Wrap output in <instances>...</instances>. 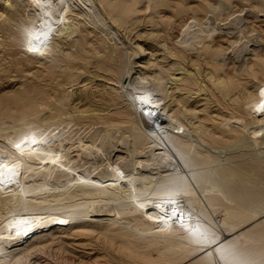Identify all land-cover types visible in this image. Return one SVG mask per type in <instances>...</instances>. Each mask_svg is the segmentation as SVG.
I'll return each instance as SVG.
<instances>
[{
    "label": "bare ground",
    "instance_id": "bare-ground-1",
    "mask_svg": "<svg viewBox=\"0 0 264 264\" xmlns=\"http://www.w3.org/2000/svg\"><path fill=\"white\" fill-rule=\"evenodd\" d=\"M157 1L54 0L51 8L43 9L47 24L58 28L42 46L44 55H39L51 79L26 88L19 87L22 82L0 94V153L20 165L14 183L0 184V264H31L30 247L53 236V229L97 224H102L98 239L106 250L100 264H264V157L246 154L248 159L239 161L235 154L243 147L257 151L264 145V114L252 107L261 102L259 90L264 88V41L247 20L264 16V0H204L195 8L174 10H179V18H174L171 32L167 28L169 34L165 30L170 35L166 41L172 39L165 54L183 62L194 55L199 69L193 74L180 60L160 65L152 74L131 72L124 53L129 49H108L101 38L102 45L99 41L89 50L106 52L104 63L118 81L108 95L114 109L98 104L80 110L69 102L77 61L72 63L64 50L70 45L67 36L80 31L77 19L98 23L101 3L123 25L141 5L155 7ZM0 7L8 16L0 27L13 49L10 66L1 63L0 71L18 74L35 63L37 54L26 50L27 32L39 28V10L31 0H0ZM222 35L226 45H215ZM83 42L79 44L84 49ZM200 55L209 65L205 74ZM177 68L184 71L170 76L169 85L166 80ZM203 76L227 109L216 116L208 106L200 116L189 97L174 92L186 87L189 91V86L205 81ZM144 94L153 97L154 105L145 107L154 115H144L134 99ZM31 133L46 135L48 143L20 155L14 144ZM57 156L58 162L52 163ZM165 212L172 216L167 224L157 219ZM21 221L31 229L27 235ZM51 253L60 264H86L63 247Z\"/></svg>",
    "mask_w": 264,
    "mask_h": 264
},
{
    "label": "rangeland",
    "instance_id": "rangeland-1",
    "mask_svg": "<svg viewBox=\"0 0 264 264\" xmlns=\"http://www.w3.org/2000/svg\"><path fill=\"white\" fill-rule=\"evenodd\" d=\"M203 1L204 0H187V3H188L187 4L186 0H184V2H183V0H162V1L158 0L155 7L152 6V7L146 8L143 5H141L138 8L140 10L137 9L138 12H136V11L134 12L136 14L134 17L132 16L134 19L132 17H130L129 19H127V21L124 22L125 24L123 23V25L116 23L113 20V18H111L112 16L107 11L106 6H104L101 3L98 4L99 11H100V16H98V20H99L98 23H95L88 18L83 20L82 17H79L77 19V24H78V29L80 31H78V32L76 31L79 34H77L75 32V33H72V35L70 34L67 36L66 41L70 45H68V47H67V44H66L67 48H65V50H64V53L66 52V54H68V56H70V58L72 59V63L77 61V62H75L76 65L73 64L74 68H75L74 69V73H75L74 77L76 76V79H75V82H73L74 84L69 88V89L73 90L72 95L70 96V100H69L70 104L74 105V103H75V105H74L75 108L77 107L80 110L87 109L89 106H97L98 104L100 107H105L107 111L114 109V107H113L114 105L112 103H110L111 102V101H109L110 96H108V95H111L112 92H114L116 90L115 88L118 86L117 85L118 81H117L114 73L112 75V72L110 70H108V67H109V66H107L108 63L105 64L106 62L104 61V59L106 57V52H104V50H100L101 52H99V49H97V50L95 49V51H94V49L89 50L91 47L93 48L95 46H98V44L100 42H101L100 43L101 45H102L103 41L106 42L107 45L103 42V44H104L103 46L107 47L108 49H110V47L111 48L112 47L113 48L118 47V49H120L122 47L121 49L123 51L125 49H129V50H125L124 53H126L129 57V58L128 57L127 58H128V62H129V69L131 72L141 71V72H146L147 74H152V71L154 69L158 68V66H160V65L180 63V61L182 59L179 58L177 55L174 56L171 54L170 55L165 54L166 51H168V49H170L167 47L169 46V42H171L170 40H172L170 38L168 41H166L165 36L166 35L170 36V35H168L169 29H167V28H170L171 29L170 32H171L173 30V24L178 21V18H179L178 15L179 14L176 13V11L183 9V7H184V9H186L188 7L190 9L195 8L194 6H198L199 3L200 2L202 3ZM178 3H179V5H178ZM232 3L234 4L235 0H232ZM183 4H187V6L185 5L186 6L185 7ZM180 5H183V6H180ZM175 9H179V10H176L174 13ZM1 10L2 9L0 7V25L3 27V24L6 20L5 16H7V15H6V12H4L3 10L1 11ZM19 12H21V11H18V13ZM134 13L132 15H134ZM172 14H174V15L177 14V15H175L173 17ZM4 18H5V20H2ZM174 18L176 19V21ZM7 19H8V16H7ZM247 20H248L250 26L254 25L257 28L256 32H258L259 39L260 40L262 39V42H263L264 41L263 40L264 39V16L263 15L248 16ZM126 22H127V24H126ZM167 24H168V26H166ZM80 26H81V28H80ZM0 30H2L1 27H0ZM165 30L168 32V34L166 33ZM82 31H84L85 33ZM0 32H2V33H0V45H1L0 46V57H1L0 58V64L2 63L3 67H6V66L8 67L11 64L10 63L11 59L9 58L10 57L9 54L11 52H13V49L5 43V37L7 35L6 31L4 32L2 30ZM2 34H5V35L2 36ZM86 34H89V35H86ZM96 35L98 37L93 38V36L96 37ZM76 36L78 37V39H76ZM68 37L69 38L71 37L70 38L71 40ZM79 37H81V38L84 37L85 39L80 40ZM103 37H104V40L102 41L101 38H103ZM72 38H74V39H72ZM2 39H3V41H2ZM91 39H93V40H91ZM98 39H101V40H98ZM90 40L92 41V43L94 42L93 43L94 45L91 43ZM78 41L80 43H82L84 41L83 42V44L85 43L84 49L81 48V44H79ZM3 42H4V45H2ZM71 43H72V45H71ZM74 43L75 44L77 43V45H75ZM95 43H96V45H95ZM221 44L226 45V37L223 35L216 37L215 45H221ZM74 45H75V47H73ZM7 46H8V48H7ZM5 48H7V49H5ZM261 48L263 49L264 47L262 46ZM4 50H6V51H4ZM10 50H11V52H10ZM130 51H131V54H130ZM96 53H98V54H96ZM78 54H80V55L78 56ZM83 55H84L85 59L83 58ZM100 55L102 56V59L100 58L101 57ZM94 56H95V58H93ZM191 56L195 57L194 55H191ZM191 56H190V58H188L189 60L186 58L184 62L183 61H181V62L183 64L185 63L184 66L185 67L187 66L189 68L188 69L186 67L187 71L192 72V74H193L196 71H198L199 65L196 63H193L195 58H192ZM175 57H177V58H175ZM199 57H200L199 58L200 61L199 60L198 61L200 63H203L202 64L203 67L201 66L202 70L204 68L203 72L204 71L206 72L208 70L207 66H209V65L205 63L204 57L202 55H200ZM97 58H99V59H97ZM78 59H79V61H78ZM81 59L88 60V61H86L88 63H86L84 60L81 61ZM92 59L94 60V62L93 61L91 62ZM34 60H35V63H33L30 68H26L25 70H23L21 73L19 72L18 74L17 73L15 74L14 72H10L8 70L0 71V94L6 90L10 91V90H13L15 88H18L17 86L21 85L22 82H23V85L19 86L20 88H22L23 86L29 87V85L32 86V85H35L37 83H41V84L47 83L49 81V78H50L49 76L51 74H50L48 68H46V66H45V63H44L45 58L40 57L39 55H36V56H34ZM174 60H178V61H174ZM201 60L203 62H201ZM78 62H79V64H77ZM99 62H100V64H99ZM182 63L180 64L181 66H183ZM80 65H82L84 68H82V66L80 67ZM86 65H87V67H86ZM103 66L105 68L106 67L107 68L105 69ZM184 66H183V68H184ZM79 68H81V69H79ZM183 68L182 69L177 68L175 70V72H173L171 75H169L168 77L170 80H166L167 83L171 84L170 81H172V79L170 78V76L171 77H179L180 75H182V72L184 71ZM70 69H72V71H73V68H70ZM77 70L78 71L81 70V72L79 71L80 72L79 73ZM203 72H202V74H205V72L204 73ZM77 73H79V74H77ZM108 73H110V74H108ZM8 74H10V75H8ZM25 74H26V76H25ZM27 74H29L28 75L29 77L27 76ZM128 75H129V73L125 74V78ZM23 76L27 79H25ZM168 77H166V78H168ZM205 77L203 76L202 78L206 82L205 81L201 82V80H199V83H198V81H197L194 84L195 86L194 85L189 86L190 88H192V89L188 88L189 91L186 89L187 88L186 87L182 91H179V89L174 88V92L179 97H181V95H182L181 93H184V96H186L187 98L189 97L188 99L190 100V103L192 102L191 107L197 105L198 106V112H199L200 116L204 115L205 111L203 110V108L205 106H208L207 108H208V112L210 113V115H212V113H213V115L216 116L220 112V110L225 111L226 108L223 107L224 104H222V102H220V101H218V99H216L217 96L213 95V93L211 92L212 90H210L211 89V85H210L211 81L209 80L208 77H207V79H205ZM20 78H22V79H20ZM43 78H45L46 80L45 79L43 80ZM27 80L29 82H27ZM28 83H30V84H28ZM207 83L209 84V87L206 90L201 91V90L197 89V86L199 88L202 84L208 85ZM179 84L183 88V86H184L183 81L182 82L180 81ZM111 85H113L112 87H115V88H112ZM26 87H23V88H26ZM66 87H67V85H66ZM107 90L109 91L108 93H107ZM196 90H198V91H196ZM189 92H191V94ZM195 92H198V93H195ZM109 93H111V94H109ZM206 93H208V94L206 95ZM190 96H192V97H190ZM208 96H209V98H208ZM206 97H207V99H206ZM210 98H213V99L211 100ZM206 100H208V101H206ZM209 100H211V101H209ZM76 104H77V106H76ZM218 104L219 105L221 104V105L219 106ZM105 105H107V106H105ZM109 105L112 107L110 108ZM106 110H104V111H106ZM207 122L211 123V121H207ZM260 146H259V149L257 151H254L252 149V147H249V148L243 147V148H240L237 150H235L236 148H234V150L236 152L235 153L236 159H238L237 156L240 158V159H238L239 161L251 158V157H253V155L254 156L258 155V156L264 157V145L261 147ZM245 150L246 151L248 150L247 153ZM258 151H260L261 154H259ZM246 154H248V158H247ZM224 155H225V153H224ZM106 222L107 221L104 220V223H106ZM101 227H102V224H97L93 228L92 227H87V228L84 227V229H81V228L75 229V228H69L68 226L67 227L64 226V228L59 227V228L53 229V231H54L53 236H50V237L47 236V237L41 239L40 242L39 241L35 242L30 247L32 250V251L30 250L31 261H32L31 264H60V261H59L60 258H58L57 255L51 253L52 250H54V251L58 250L59 247H63L67 251V254L72 256V258H75L77 260H83L86 264H100L101 262H103V260L106 259V256H105L106 250L103 247L104 246L103 243L101 241H99V239H98L99 238L98 232L101 229ZM103 227H104V225H103ZM50 239H51V241H50ZM38 243H40L39 246H41L40 247L41 249L38 248L39 247ZM41 243H42V245H41ZM35 244H37V247H34ZM43 244L46 246L43 247ZM42 247H43V249H42Z\"/></svg>",
    "mask_w": 264,
    "mask_h": 264
},
{
    "label": "snow or ice",
    "instance_id": "snow-or-ice-1",
    "mask_svg": "<svg viewBox=\"0 0 264 264\" xmlns=\"http://www.w3.org/2000/svg\"><path fill=\"white\" fill-rule=\"evenodd\" d=\"M62 3L63 0H60ZM31 3L39 10L36 13V19L40 21V26L35 31L29 30L27 32V48L26 50L30 53H34L37 55H44V51L42 49V46L46 44L47 41L50 40L53 33H58V28L54 29L51 24H47L45 21V13L43 12V9L45 6H48L51 8L54 4V0H31ZM259 95L261 97V102L252 106L253 111L257 113L264 114V88H261L259 90ZM136 101L139 102L140 106L144 108V115L151 116L154 115V113L147 110L145 106H152L154 105V100L151 94H144V95H136L134 97ZM48 139L47 136L37 137L36 133H31L28 135H25L18 143L14 144L15 149L17 152L20 153V155H25L26 153L31 154L36 150V146L47 144ZM59 160V157L57 156L56 159L52 160V163H57ZM62 166V165H61ZM20 175V165L18 162H15L8 157H6L4 154L0 153V184H4L5 181L8 183H14L15 177H18ZM169 203H175V201H169ZM172 214L175 216L176 209H172ZM153 217L149 215V219H152ZM157 219L164 224H167L169 220L172 219V216H169L167 212L164 213V215L158 216ZM180 220L182 221V214L180 216ZM24 225V231L23 234L27 235L31 229L27 227L26 221L19 222ZM16 226V225H13ZM182 227H186L183 224H181ZM163 230V229H159ZM17 234H20L19 228H17Z\"/></svg>",
    "mask_w": 264,
    "mask_h": 264
}]
</instances>
